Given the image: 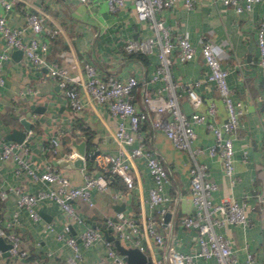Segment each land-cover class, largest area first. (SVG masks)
Listing matches in <instances>:
<instances>
[{"label": "crops", "instance_id": "1", "mask_svg": "<svg viewBox=\"0 0 264 264\" xmlns=\"http://www.w3.org/2000/svg\"><path fill=\"white\" fill-rule=\"evenodd\" d=\"M29 10L41 14L44 24L55 31L44 55L48 61L66 67L68 73L76 77L83 105L79 110H73L47 68L34 65L24 51L16 52L17 48L9 47L0 35V53H8L2 65L3 81L0 83V140H4L5 133L13 127L24 130L19 119L26 116L31 121V128L27 130L24 155L32 160L31 164L37 165L39 171L47 166L61 168L72 183L80 184L86 173L95 175L99 171L94 157H90L91 153L114 154L120 146L113 134L119 117L111 114L105 103L97 102L85 91L82 86L85 78L83 63H92L98 74L103 76L111 73L119 77L137 76L139 84L132 89L131 99L139 108L145 109L143 88L148 89L152 96H166L169 92L162 74L153 77L158 63V46L148 52L138 51L139 55L127 51L124 43L129 38L155 36V31L147 20L138 18L129 3L112 11L107 0H13L9 9H5L0 1V14L5 15L11 26H26ZM161 13L166 16L174 34L186 33L196 46L193 56L186 60H180L176 51L171 53V78L176 82L174 88L184 112L190 113L193 106L181 85L199 80L195 85L202 97L198 108L204 111L206 103L213 100L216 120L225 117L226 109L214 83L204 79L206 64L199 42L201 38H208L221 46L219 59L228 69L227 81L232 98L240 101L242 106L233 139V179L223 172L221 158L206 150L213 134L204 123L193 125V146L205 149L197 154V159L206 165L208 177L217 183L212 199L246 201L247 224L225 222L217 225L216 230L229 238L230 246L239 259H245L250 254L254 264H264V105L260 98L264 92V68L258 63L256 43V21L264 15V0L253 3L250 11H235L230 5L212 0H195L192 8H186L182 0H176L174 5ZM34 34L46 37L44 31L37 33L29 27L25 28L24 38ZM165 117H169L168 112L163 114ZM152 118L151 112L149 119L141 124L140 133L144 135L146 144L156 150L170 175L164 191L171 198L165 202L166 209L161 217L148 201L152 179L142 157L132 160V187H127L122 177L112 180V176L108 189L91 187L92 205L81 199L73 201L84 219L82 222L67 219L60 205L52 199L37 201L36 209L40 215L37 219L30 217L25 209L18 208L11 186L21 185L26 190L35 191L53 183L33 179L25 169L16 170V161L0 158V191H4L0 192V224L4 226L16 212L14 228L20 235L21 245L28 250L26 256L7 257L9 262L112 264L111 258L105 254L103 241L99 239L85 244L80 232L86 224L100 225L104 235L117 238L107 218H113L118 211L133 215L139 223L144 215L153 214L157 219V229L163 242L159 244L153 237L143 236L141 232V251L146 257L142 264H168L162 251L167 243L184 252L198 249L197 230L181 223L183 214L193 212L189 197L190 154L185 149L176 148L164 130L153 124ZM52 135L61 140L59 154L54 155L48 149ZM73 141L84 143V166L55 164L51 157H67L63 152L75 155ZM136 141L131 144H136ZM176 194L179 196L174 199ZM166 219L170 220V224L165 223ZM47 223L53 228L50 229ZM68 236L75 237L76 249L66 241ZM111 241L113 243V239ZM120 243L134 246L129 239H120ZM215 262V256H194L195 264Z\"/></svg>", "mask_w": 264, "mask_h": 264}, {"label": "built area", "instance_id": "2", "mask_svg": "<svg viewBox=\"0 0 264 264\" xmlns=\"http://www.w3.org/2000/svg\"><path fill=\"white\" fill-rule=\"evenodd\" d=\"M5 9H9L13 0H0ZM85 1V0H80ZM225 5H230L235 11H250L253 3L259 0H212ZM109 9L115 11L129 3L136 10L139 19L147 20V23L155 31V36L145 38H129L124 47L127 51H151L158 46V63L155 69L157 77L162 74L167 81L169 92L166 96H152L151 92L143 88L142 98L147 108H139L131 99L132 89L139 84V79L134 74L119 77L114 74L99 75L96 67L84 61L85 78L82 86L85 91L97 102L105 103L109 112L119 117L117 128L114 130V138L120 144L116 153H94V159L99 171L92 175L86 173L80 184L72 183L64 170L58 167L47 166L39 171L37 165H32V160L24 155L27 149L26 142L12 139L0 140V158L12 159L17 162L16 170L25 169L33 179H41L48 184L44 188L35 191L24 189L21 185L11 186L16 194V204L20 209H25L30 217H40L36 203L41 199L56 201L67 219L82 222L73 201L81 199L88 205L94 203L90 189L96 186L100 189H108L111 174H119L127 187L134 184L131 170L132 160L142 157L147 165L152 184L148 191V201L158 214L165 211V202L171 198L164 191L165 184L170 180L169 172L156 150L146 144L144 135L140 133L141 124L149 119L153 113V124L161 127L166 136L178 149H185L191 157L188 168L189 193L193 206V212L183 214L181 223L194 227L197 230L198 249L194 252L176 250L170 243L163 247V258L168 264H195L194 256H215L214 264H254L250 254L245 259H239L230 246L227 236L216 230L217 225L225 222L248 223L246 214V201L243 199L223 198L219 201L212 199V193L217 188V183L208 177L206 165L197 159V154L205 150L199 146H193L195 130L193 125L204 123L212 132L213 140L206 147L210 154H217L222 160L223 172L232 180L234 177V133L239 125V114L242 111L240 101H234L231 89L227 81L228 69L219 59L221 46L208 39L201 38L199 50L206 64L204 79L214 83L219 97L226 109L225 117L216 120V104L213 100L206 103L204 111L198 107L202 102L200 93L195 89L199 80L187 81L181 85L186 96L193 106L190 113L184 112L178 103V94L175 90L176 82L171 78L170 64L171 53L176 51L180 60H186L193 56L196 46L186 33L174 34L166 22V16L161 13L176 3V0H107ZM186 8H192L195 0H182ZM29 27L34 32L44 31L45 38L34 34L24 38L25 28ZM55 31L44 24L43 16L35 10H29L26 15V26H11L7 23L4 14H0V35L9 47L21 48L34 65H43L49 74L57 80L62 93L67 97L73 110H79L83 105L81 92L78 89V80L70 75L67 68L55 61H48L44 55L49 40ZM256 43L258 47V63L264 68V15L256 21ZM8 53H0V83L3 81L2 65ZM264 105V92L260 95ZM151 111V112H150ZM165 112L169 117L163 118ZM134 140H137L136 144ZM128 144V146H127ZM61 140L57 135L50 136L48 149L52 154L60 153ZM67 157L74 156L73 152H63ZM63 154V155H64ZM90 154V152H88ZM65 156V155H64ZM4 193V191H0ZM179 195H174V199ZM17 213L8 219L6 224H0V236L9 242L6 248L8 255H2L0 250V264H12L9 256H26L28 250L21 245V238L14 226ZM108 225L114 231L115 237L129 239L132 245L143 249L140 236L153 237L159 244L163 242L162 234L157 229V219L153 214L144 215L142 222L136 221L133 215L118 211L114 217L107 218ZM170 224V220L165 221ZM50 229L53 226L47 223ZM67 227V226H66ZM60 235V234H59ZM80 237L85 244L101 239L105 246V254L111 258L112 264H129L123 254L113 245L111 238L103 234L100 225L86 224L80 232ZM66 241L76 249L74 236H68Z\"/></svg>", "mask_w": 264, "mask_h": 264}, {"label": "water", "instance_id": "3", "mask_svg": "<svg viewBox=\"0 0 264 264\" xmlns=\"http://www.w3.org/2000/svg\"><path fill=\"white\" fill-rule=\"evenodd\" d=\"M20 52L22 51L21 48H17L16 52ZM30 114V113H28ZM20 122L23 124L24 130H20V129H16L15 127H13L10 131L5 133V137L4 139H14L17 141H25L27 142V130H29L31 128V121L26 117V116H22L20 117ZM75 144V155L72 157H51V160L55 163L58 164L60 166H74V167H82L84 166V143L83 141L80 142H76L73 141ZM90 157H93L94 154L91 153ZM106 233V232H105ZM106 236L108 238H112L113 239V243L116 247V249L123 254V256L125 257L126 261L129 264H142L146 257L143 251H141V249H139L137 246H124L120 243V240L118 238H114L113 236L106 234ZM9 246V242L5 240V238H3L2 236H0V250L2 251V255L7 256L8 255V251L6 250V248Z\"/></svg>", "mask_w": 264, "mask_h": 264}, {"label": "trees", "instance_id": "4", "mask_svg": "<svg viewBox=\"0 0 264 264\" xmlns=\"http://www.w3.org/2000/svg\"><path fill=\"white\" fill-rule=\"evenodd\" d=\"M130 52H131L132 54H139V55L141 54V53H139L138 51H130ZM112 176H113V178H112ZM119 177H121V176H120L119 174H116V173H115V174H111V175L108 176V178H109V179L112 178V180H113V179H118V180H119ZM111 240H112V239H111Z\"/></svg>", "mask_w": 264, "mask_h": 264}]
</instances>
